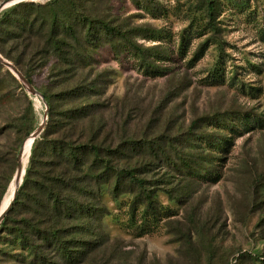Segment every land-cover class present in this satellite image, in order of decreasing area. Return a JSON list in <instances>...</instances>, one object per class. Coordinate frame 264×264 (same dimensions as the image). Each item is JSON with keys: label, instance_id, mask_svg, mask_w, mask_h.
Segmentation results:
<instances>
[{"label": "rangeland", "instance_id": "obj_1", "mask_svg": "<svg viewBox=\"0 0 264 264\" xmlns=\"http://www.w3.org/2000/svg\"><path fill=\"white\" fill-rule=\"evenodd\" d=\"M46 1L20 0L0 15L19 2ZM141 1H65L83 55H47L29 71L30 84L51 95L49 105L0 62V212L22 143L42 122L39 135H56L62 112L80 107L86 113L76 133L86 138L93 128L97 141L121 146L113 162L137 167L154 189L157 215L131 209L127 192L112 198L107 186L80 190L74 217L56 222L64 239L75 240L74 260L50 243L39 260L5 231L0 264H264V0H211L212 11L208 0ZM86 18L91 43L79 23ZM93 19L119 29L118 38L130 36L135 48L125 44L114 55L113 33ZM8 44L0 32V47ZM72 88L74 95L63 94ZM24 145L19 184L30 159L31 144ZM181 162H197V171ZM28 212L18 207L12 219ZM53 213L48 207L43 227H53Z\"/></svg>", "mask_w": 264, "mask_h": 264}, {"label": "trees", "instance_id": "obj_2", "mask_svg": "<svg viewBox=\"0 0 264 264\" xmlns=\"http://www.w3.org/2000/svg\"><path fill=\"white\" fill-rule=\"evenodd\" d=\"M65 1L48 0L43 4L19 2L0 15V32L6 43H10L8 46L0 47V52L14 62L31 84L29 71L33 68L40 69L47 55L54 59L69 55L76 61L82 58L80 35L77 34L75 25L66 20L69 18L73 20L75 15L70 16L69 12L67 14L63 12V9L66 10ZM69 2L71 3V0ZM132 2L137 3V0ZM145 4V9L150 10L151 5ZM206 9L212 11L211 0L207 1ZM93 20L100 24V29L113 33L107 45L114 55H119L125 44L135 48L130 36L121 35L118 38L116 35L121 32L119 29L111 28L107 22ZM91 21L92 19L87 18L85 21L79 20L84 28L82 35L89 40V43L95 39L88 36L92 29ZM20 33L25 34L22 42L12 45L11 42ZM30 34L38 41L35 46L29 44ZM35 56L38 61H34ZM131 56L135 60L132 54ZM57 64V60L52 62L53 69H56ZM71 64L73 65V62ZM144 66L148 67V64L145 63ZM91 86L86 88L92 89ZM34 88L36 89L35 86ZM40 92L49 105L51 95L48 96L44 91ZM75 92H77L75 88H72L63 94L72 96ZM65 98L64 96L63 99ZM82 111L80 107L64 110L60 120L62 125L56 135L48 136L41 133L33 139L29 165L18 185L8 213L0 222V238L4 237L2 233L5 231L13 233V236L17 237L15 242L20 244L21 249L37 258L40 257L41 249L46 243H50L51 248L57 251V255L69 260L75 259L74 251L77 248L72 245L75 240L64 239L62 227L56 222L59 218L74 217L78 208L76 194L80 190L89 191L92 187L100 190L103 186H107L112 198H117L123 192L130 193L131 209L141 205L145 213L157 215L158 212L154 189L145 184L144 178L137 173V167H118L113 162V159L121 153V146L111 148L110 145L104 144L103 140L97 141L96 137L99 133L93 128L86 138H82L79 132L76 133L78 119L81 118L82 113H86ZM181 163L187 170L197 171L194 166L197 162H192V165ZM63 205L66 208L64 212L61 211ZM21 206H26L29 212L21 220L12 219L13 212L15 213ZM48 207L54 211L53 218L54 216L56 218L51 228L43 227L41 224Z\"/></svg>", "mask_w": 264, "mask_h": 264}, {"label": "water", "instance_id": "obj_3", "mask_svg": "<svg viewBox=\"0 0 264 264\" xmlns=\"http://www.w3.org/2000/svg\"><path fill=\"white\" fill-rule=\"evenodd\" d=\"M18 1H20V0H2L0 2V10L3 9L4 7H6L7 5L15 3V2H18ZM0 62L3 63L5 66H7L12 72H14V74L22 81L23 84H25L28 87V89L32 93L37 94L40 97H42V94L40 92H38L30 84V82L24 77V75L20 72V70L12 62L6 60L1 55H0ZM45 116H46V113H44V118H45ZM42 125H43V122L35 130H33L30 133L29 137H31L32 140L39 135V133L42 130ZM23 143H22L21 148L19 149V153H18V163H17L15 175H14V189L12 191L10 200L6 204L5 208L0 212V222L2 221L3 217L6 215V213L8 212V210L10 208V206L12 204V201L14 200V197H15L19 182H20V178H21V175H22V165H21V162H20V157H21L22 151H23V149H22L23 148Z\"/></svg>", "mask_w": 264, "mask_h": 264}, {"label": "bare ground", "instance_id": "obj_4", "mask_svg": "<svg viewBox=\"0 0 264 264\" xmlns=\"http://www.w3.org/2000/svg\"><path fill=\"white\" fill-rule=\"evenodd\" d=\"M31 142H32V139H31V137H28L26 140H25V142H24V144H28V143H30L31 144ZM24 147H25V145L23 146V150H24ZM23 152V151H22ZM14 181V180H13Z\"/></svg>", "mask_w": 264, "mask_h": 264}]
</instances>
